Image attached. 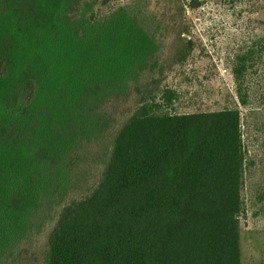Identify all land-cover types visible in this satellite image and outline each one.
<instances>
[{"label":"trees","instance_id":"1","mask_svg":"<svg viewBox=\"0 0 264 264\" xmlns=\"http://www.w3.org/2000/svg\"><path fill=\"white\" fill-rule=\"evenodd\" d=\"M82 4L0 0V264H241L240 111H172L167 63L128 22L118 39H87L76 25L86 43L53 77L42 50ZM170 20V65L181 64L192 40ZM87 154L99 157L92 180ZM80 181L86 189L71 194ZM35 244L37 258L25 252Z\"/></svg>","mask_w":264,"mask_h":264},{"label":"rangeland","instance_id":"2","mask_svg":"<svg viewBox=\"0 0 264 264\" xmlns=\"http://www.w3.org/2000/svg\"><path fill=\"white\" fill-rule=\"evenodd\" d=\"M187 1L190 0H83L80 19L72 22L65 33L62 29L58 40L46 45L42 53L49 73L58 78L76 61L78 45L85 42L74 33L76 25L84 28L87 39H101L104 32H113L118 39L119 30H127L128 22L135 38H151L161 62L167 63L165 81L179 92L172 111L236 107L246 152L241 190L244 214L239 218L241 264H264V0H195L190 7ZM174 17L186 26L192 49L181 64L170 65L176 45V28H170ZM114 56H110L107 70H114ZM131 65L132 61L123 60V72H128ZM241 65L242 72L237 74L235 69ZM128 75L127 82L137 80L132 73ZM240 94L245 103L240 102ZM2 111L0 100V115ZM93 145V149L102 147L98 141ZM86 157L91 171L84 178L92 180L99 157ZM84 183H77L70 193L84 191ZM37 248L35 244L25 252L37 258Z\"/></svg>","mask_w":264,"mask_h":264}]
</instances>
